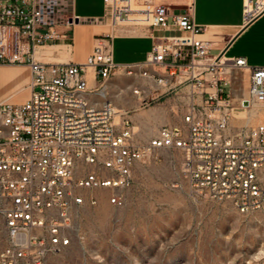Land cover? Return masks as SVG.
Instances as JSON below:
<instances>
[{
  "label": "built area",
  "instance_id": "2783aa9c",
  "mask_svg": "<svg viewBox=\"0 0 264 264\" xmlns=\"http://www.w3.org/2000/svg\"><path fill=\"white\" fill-rule=\"evenodd\" d=\"M103 2L105 15L85 20L75 15V0H0V66H27L32 75L26 103H0V264H48L72 245L80 211L98 206L108 189L109 204L124 207L122 191L133 184L136 163L163 149L181 151L182 177L194 198L229 202L243 215L264 208V122L229 134L234 84L247 81L250 98L264 107V67L212 56L215 43L193 13L163 0ZM263 16L264 0L244 1V27ZM86 22L164 35L141 63H117L111 36L97 37L83 63L40 59L43 48ZM118 70L154 81L164 96L175 85L189 86L182 122L146 143L136 140L129 119L118 129L108 93Z\"/></svg>",
  "mask_w": 264,
  "mask_h": 264
},
{
  "label": "rangeland",
  "instance_id": "374dc122",
  "mask_svg": "<svg viewBox=\"0 0 264 264\" xmlns=\"http://www.w3.org/2000/svg\"><path fill=\"white\" fill-rule=\"evenodd\" d=\"M81 34L88 37L91 30L71 32ZM247 83L242 81L245 89L233 95L231 136L264 117ZM166 119L176 120L170 112ZM182 162L180 150L163 149L136 163L133 184L122 191L125 206L113 207L108 201L113 190L102 191L98 206H85L77 215L72 245L50 256L48 264H264V208L243 215L229 202L194 198L182 177ZM261 179L264 186V169Z\"/></svg>",
  "mask_w": 264,
  "mask_h": 264
},
{
  "label": "crops",
  "instance_id": "0c3cea01",
  "mask_svg": "<svg viewBox=\"0 0 264 264\" xmlns=\"http://www.w3.org/2000/svg\"><path fill=\"white\" fill-rule=\"evenodd\" d=\"M182 13L191 12L196 24L204 26V38L215 43L212 56L220 55L230 41L237 37L226 56L246 58L250 67H264V16L253 22L240 35L244 27L243 8L245 0H163ZM103 0H75V14L82 19H100L104 16ZM91 30V35L83 34L61 39L53 45L43 48L42 61L52 63H83L91 54L97 37L111 36L115 61L119 64L143 62L152 50L156 37L162 32L150 27H111L107 25L79 24L75 28ZM239 35V36H238ZM218 38V39H217ZM217 39V40H215ZM54 61H49L48 59ZM31 69L27 66H0V103L9 101L21 105L30 98L29 85ZM97 79L89 75V87L94 89ZM172 92L164 96V89L154 81L139 75L129 76L118 70L108 82V93L116 113L115 124L122 128L123 122L129 119L134 127L135 138L140 143L149 142L166 126L182 122L191 102L188 98L190 87L175 85ZM134 89L146 94L135 95ZM168 108L175 117L174 123H168L159 107ZM159 116L147 119L154 113Z\"/></svg>",
  "mask_w": 264,
  "mask_h": 264
},
{
  "label": "bare ground",
  "instance_id": "6f19581e",
  "mask_svg": "<svg viewBox=\"0 0 264 264\" xmlns=\"http://www.w3.org/2000/svg\"><path fill=\"white\" fill-rule=\"evenodd\" d=\"M77 16V15H76ZM77 17H79V16H77ZM80 18V17H79ZM82 19V18H81ZM218 39V38H217ZM217 39H215V40H217ZM210 40V39H209ZM49 61H54L53 59L51 60V58L50 59H48ZM239 74V73H238ZM236 75L235 77L236 78H239L240 76L239 75ZM89 75H92V72H90V74ZM93 77V76H92ZM236 80V79H235ZM241 82V81H240ZM245 83V82H244ZM244 85H240L239 83L238 84H234V96H235V94L237 95V94H239L238 92H240V91H243L244 89H245V87H243ZM258 104V103H257ZM259 105V104H258ZM261 106V105H260ZM235 115V114H234ZM155 116L157 117L158 116V114L156 113L155 114ZM258 118H259V121H258V123L260 124V123H262V122H264V117H262L261 115H260V117L258 116ZM148 119V118H147Z\"/></svg>",
  "mask_w": 264,
  "mask_h": 264
},
{
  "label": "water",
  "instance_id": "95a60500",
  "mask_svg": "<svg viewBox=\"0 0 264 264\" xmlns=\"http://www.w3.org/2000/svg\"><path fill=\"white\" fill-rule=\"evenodd\" d=\"M251 25V24H250ZM250 25H247L245 27H243V29L240 31L239 35L244 32ZM238 35V36H239ZM237 37H234L230 43L227 45V47L224 49V51L220 54V57L222 58L226 53L227 51L230 49V47L232 46V44L234 43V41L236 40Z\"/></svg>",
  "mask_w": 264,
  "mask_h": 264
}]
</instances>
